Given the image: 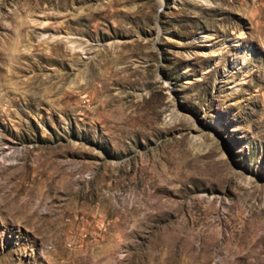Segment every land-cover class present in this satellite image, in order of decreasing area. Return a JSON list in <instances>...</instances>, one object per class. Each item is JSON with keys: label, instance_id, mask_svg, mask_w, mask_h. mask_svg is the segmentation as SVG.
Wrapping results in <instances>:
<instances>
[{"label": "rangeland", "instance_id": "rangeland-1", "mask_svg": "<svg viewBox=\"0 0 264 264\" xmlns=\"http://www.w3.org/2000/svg\"><path fill=\"white\" fill-rule=\"evenodd\" d=\"M208 1L0 0V264H264V0Z\"/></svg>", "mask_w": 264, "mask_h": 264}, {"label": "bare ground", "instance_id": "bare-ground-1", "mask_svg": "<svg viewBox=\"0 0 264 264\" xmlns=\"http://www.w3.org/2000/svg\"><path fill=\"white\" fill-rule=\"evenodd\" d=\"M191 2H193V3H195V4H202V5H208L209 4V1L208 0H191ZM203 38H207V36H203ZM70 41H69V39L67 38V43H65V44H67L68 45V49L70 50V51H74L75 49H80V50H82V47H80V46H76L75 44H73V43H69ZM160 258V257H159ZM170 260H171V257H166V258H162V264H170L171 262H170ZM200 264H206L205 262H201Z\"/></svg>", "mask_w": 264, "mask_h": 264}]
</instances>
